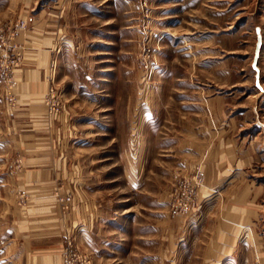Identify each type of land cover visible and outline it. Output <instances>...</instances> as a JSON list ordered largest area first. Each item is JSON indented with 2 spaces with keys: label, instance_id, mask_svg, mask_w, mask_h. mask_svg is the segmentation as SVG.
I'll return each instance as SVG.
<instances>
[{
  "label": "rangeland",
  "instance_id": "374dc122",
  "mask_svg": "<svg viewBox=\"0 0 264 264\" xmlns=\"http://www.w3.org/2000/svg\"><path fill=\"white\" fill-rule=\"evenodd\" d=\"M26 242L57 264H264V0L0 1V264Z\"/></svg>",
  "mask_w": 264,
  "mask_h": 264
},
{
  "label": "crops",
  "instance_id": "0c3cea01",
  "mask_svg": "<svg viewBox=\"0 0 264 264\" xmlns=\"http://www.w3.org/2000/svg\"><path fill=\"white\" fill-rule=\"evenodd\" d=\"M0 1H2V0H0ZM37 56H38V54H37ZM34 64H36V61H31V65H29L28 68H27L28 70L26 69L27 72L24 75V76H26V80L24 81L26 83H23L21 85L19 83L20 88H22V89L24 88V89H28L29 90L26 93L22 94V96L19 97L23 101H33V100L38 99V94L34 90L35 89V85H34V83H31L32 79L30 78V77L34 76L33 75V71H32V68H35V67H33ZM193 146L198 148V145H196V144H194ZM55 178H56V180L59 179V177H55ZM213 178H214L215 181H219L221 183V182H223L225 177H213ZM39 180L41 182H39V185H36L37 187H35L34 194L46 195L49 191L46 188L44 189V185H46L45 179H43V178L39 179V177H28V179H25V181L30 183V184H32L34 182H37ZM226 181H224V182H226ZM41 185H43V186H41ZM39 197H41V196H39ZM45 197L46 196H42V198H45ZM73 198H74V200L76 202V200L78 201L79 198H82V197H80L79 195L75 194L73 196ZM88 205L89 204H87L86 206L88 207ZM86 206H85V202L81 203V204L75 203L74 204V214H73V216L81 217V216H85V215L89 214L88 211H86L87 210ZM41 209L43 210V208H41ZM70 212L72 213V210ZM76 219L73 220L74 223L76 222ZM81 236H83V234H80V237ZM28 242H26V253H27L26 260H27L28 264H57L59 262L60 257H59V255H58V253L56 251L58 246L53 244L51 246H48L47 250L42 249V248L41 249H37V248L34 249L33 247H31L29 245Z\"/></svg>",
  "mask_w": 264,
  "mask_h": 264
},
{
  "label": "water",
  "instance_id": "95a60500",
  "mask_svg": "<svg viewBox=\"0 0 264 264\" xmlns=\"http://www.w3.org/2000/svg\"><path fill=\"white\" fill-rule=\"evenodd\" d=\"M258 56H259V45L257 46L254 61H253V68L256 70V84H257V86H259V74H260L259 68L257 66Z\"/></svg>",
  "mask_w": 264,
  "mask_h": 264
},
{
  "label": "built area",
  "instance_id": "2783aa9c",
  "mask_svg": "<svg viewBox=\"0 0 264 264\" xmlns=\"http://www.w3.org/2000/svg\"><path fill=\"white\" fill-rule=\"evenodd\" d=\"M67 201V200H66Z\"/></svg>",
  "mask_w": 264,
  "mask_h": 264
}]
</instances>
